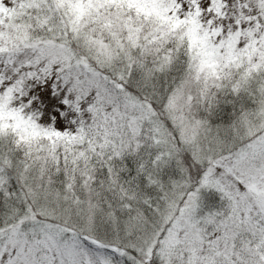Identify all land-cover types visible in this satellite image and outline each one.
Wrapping results in <instances>:
<instances>
[{"label": "snow or ice", "instance_id": "1", "mask_svg": "<svg viewBox=\"0 0 264 264\" xmlns=\"http://www.w3.org/2000/svg\"><path fill=\"white\" fill-rule=\"evenodd\" d=\"M0 264H264V0H0Z\"/></svg>", "mask_w": 264, "mask_h": 264}]
</instances>
